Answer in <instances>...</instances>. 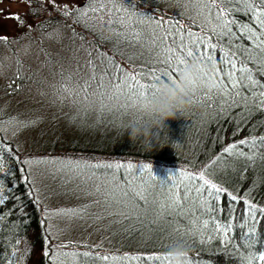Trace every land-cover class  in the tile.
Returning a JSON list of instances; mask_svg holds the SVG:
<instances>
[{"label": "trees", "instance_id": "trees-1", "mask_svg": "<svg viewBox=\"0 0 264 264\" xmlns=\"http://www.w3.org/2000/svg\"><path fill=\"white\" fill-rule=\"evenodd\" d=\"M15 1L27 3L29 17L47 14V26L58 28L57 35L70 34L81 51L87 48L100 53L99 73L103 71L104 79L96 76L97 69L95 76L91 74L90 59L76 74L66 72V81H59L55 92L66 93L75 75L97 106L105 107L111 100L116 107H124L106 119L92 117L89 125L81 119L85 130L58 132V120L68 109L49 103L50 116L45 115L50 122L39 128L37 136L54 129L55 135L47 138H57L59 145L52 146L57 150L42 153L59 155V168L71 177H76L73 170L83 162L101 182L119 189L124 186V196L104 197L99 188L96 198L84 201L87 209L81 226L87 224L88 212H97L102 225L98 232L86 226L75 236L54 232L56 223L49 222L48 204L43 201L46 195L35 185L27 165L40 152L18 148L15 135L23 130L15 117L18 103L7 97L0 104V264H156L147 258L162 255L177 239L188 241L194 264H246L244 257L249 252L264 247V213L257 212L254 222L248 211L249 203L264 208V106L258 103L259 89L242 88L241 96L246 99H241L234 92L221 97L214 95L216 89L209 92L197 87L190 92V104L159 125L158 118L141 107L150 94L140 85L152 84L167 69L169 57H173V66L179 57L202 59L208 71L201 78L210 76L217 84L220 78H213V73L230 70L221 58L228 60L233 55L238 67L248 68L253 79L264 84V0H82L71 8L63 0ZM50 29L41 31L51 50L71 39L55 45ZM198 39L203 43L194 45ZM189 49L209 52L215 65L200 55L188 57ZM105 58L112 63H105ZM51 59L30 62L38 69L43 64L52 66ZM24 61L17 69L18 80L33 89L37 84L41 93L53 95L51 85L37 81V72ZM114 72L125 74L126 84L134 87L129 95L112 90V83L122 87ZM59 75L56 71L47 81ZM21 121L23 126L31 123ZM130 125L151 127L153 135L133 139L128 134ZM200 174L226 192L218 199L209 196ZM187 176L190 183H186ZM218 224L231 225L227 236L217 231ZM252 227L256 243L250 249Z\"/></svg>", "mask_w": 264, "mask_h": 264}, {"label": "rangeland", "instance_id": "rangeland-1", "mask_svg": "<svg viewBox=\"0 0 264 264\" xmlns=\"http://www.w3.org/2000/svg\"><path fill=\"white\" fill-rule=\"evenodd\" d=\"M63 1H65V5L68 6V8H71L73 5L80 4L82 0ZM26 5V2L19 3L15 0H0V104L5 100H9L8 98L18 103L17 107L19 109L15 112V117L23 130L21 133L18 132L17 135H15L17 146L20 150L25 152H40L38 155L34 154L35 158L28 159L27 165L29 166L28 169L30 170L35 185L38 188H42V193L46 195L43 201L45 204H48L46 205L48 220L51 223H56V228L53 231L75 236L86 226L87 230L94 228V230L98 232V229H100L102 225L97 212H88L86 222L89 224V221H93V223L81 226V223L85 220L83 216L84 212L87 209L84 201L92 197L96 198L97 189L99 188L101 196L105 197L113 194L116 198H121L124 196L121 191L124 186H121L119 189L118 187H112L108 182H101L102 179L97 175H92L89 169L83 166V162H81L82 166H76L73 170V174H75L76 177H71L72 174L69 175L68 172H63L62 169L59 168L61 167L60 162L62 161L59 155L49 156L45 153L43 154L42 151L57 150L52 146L59 145L58 139L56 138V140L53 141V139L47 138L49 134L55 135V130L60 132V129L66 131V128H75L82 131L85 130V128L82 125L81 119H86L85 123L89 125L92 121V117L101 116L102 119H106L114 116L117 111H121L124 107H116V104H112L111 100L105 107L97 106L95 101L91 100L90 95L82 89L85 85L83 86L82 81L77 79L78 77L75 75L72 77V85L69 86V90L66 93H57L58 87H60L59 81H66L64 74L66 72L76 74L78 71L77 69L85 67L90 59L93 60L92 66L90 67L91 74L95 76L94 71L97 69L96 76H98L99 79H104L103 71L99 73V68L102 67H99L100 62H98L100 53L96 50L95 52L93 50L89 51L84 47L83 49L85 50L81 51L80 44L75 42L70 34L66 35L62 33L63 35H57V33L60 32L58 28L57 30H53L50 29L52 26H50V28L47 26L49 20L47 14L37 17L27 16L25 14ZM19 17H23V20L19 21ZM38 25H40V28H38ZM41 29H50L48 31L51 33L53 32V35L50 36H53L54 40H56L55 45L61 41V39H71L61 41L62 48L58 50L53 48V50H51L47 43L46 35H44ZM40 57L42 59L41 62L44 60L47 62L51 57L52 66L44 64V66H38V69H36V64H32L30 61L40 62ZM61 58L66 62L62 63ZM23 60L29 61L28 63L30 66H33V70L36 71L38 75L37 81H46L51 85L50 91L53 95L49 96L41 93L39 89H37L39 88L37 84L36 88L33 89L32 85L29 83L24 85L21 80H18L21 74L17 75V68ZM105 63H112V60L105 58ZM21 71L23 72V70ZM56 71H58L60 75L55 77L54 80H50L49 78L50 81H47L48 77L52 74L54 75ZM114 74L115 79H121L122 87L112 83V90L129 95L134 87L126 84V75L116 72H114ZM14 80L16 82H14ZM51 82L53 83L51 84ZM3 87L8 88L6 91L8 93L3 92ZM55 90L57 92H55ZM13 92L16 93L12 94ZM9 93H11L12 96L9 97L6 95ZM49 103L55 105L63 104L68 110L63 111L61 114L57 127L55 124V130L50 129V133L37 136L39 128H41L42 125L47 126L50 122L47 119L49 118L47 116H50L47 110L52 109ZM131 105H134L132 101ZM21 120H28L31 123L23 126ZM70 160L80 162V159L76 158H70ZM53 161L57 164H52L51 162ZM89 176L93 177L89 178ZM179 179L180 178L177 180L178 182L180 181ZM185 179L186 183H190V176H187ZM95 188L96 190H92ZM48 196H55L56 199L48 198ZM113 208H115V206ZM82 209L83 211L78 216L79 211ZM62 211H65V213ZM95 227H97V229Z\"/></svg>", "mask_w": 264, "mask_h": 264}, {"label": "snow or ice", "instance_id": "snow-or-ice-1", "mask_svg": "<svg viewBox=\"0 0 264 264\" xmlns=\"http://www.w3.org/2000/svg\"><path fill=\"white\" fill-rule=\"evenodd\" d=\"M221 15H223V10H221ZM162 23L163 21L160 22V24ZM189 35H193V34L189 33ZM198 43H203L202 39H198L197 41L193 42L194 45ZM211 47H215V46H211ZM194 54L200 55L207 63H211L213 64V66L215 65V60L209 52L197 51L194 53L192 49H189L187 51L188 57H192ZM172 59L173 57L168 58L167 69L161 75H156L154 77V82L152 84H149V85L141 84L140 85L141 89H147L148 93L154 96L156 93L155 85L159 83L160 80L178 81L179 80L178 70L184 66L187 60L182 57L176 58L177 62L175 66H173L171 63ZM235 61H236V57L234 55L231 56V59H228V60L221 58V62L226 63L230 70L228 71L216 70L213 73V78L217 76L220 78L219 82L217 83V88L214 91V95L223 97L224 95L229 94V92H234L237 97H241V99H246L245 97L241 96L242 88L245 91H247L248 88H252L253 91H255V89H259V92L257 93L258 103L261 106H264V84H261L259 81L253 79L251 71L248 68L238 67ZM136 75L137 74H134L132 76V79L135 80ZM226 79L228 83H225ZM245 82H247V84H245ZM137 83H139V81H137ZM196 89L197 87H194L193 89H191V92H195ZM261 140H264V137H262ZM241 143L243 144L246 142L241 141ZM232 147H235V146L233 145ZM225 151H228V149H225ZM109 167H112V165H109ZM117 167H122V165H117ZM143 167L149 168L148 165H144ZM169 175H176V173H170ZM199 178L203 181V186H207L205 188V191L208 192L209 196H213L215 199H218L221 193L226 192V189L218 187L216 184L211 183L209 180L205 179L203 174H200ZM197 191H199V189ZM231 199L235 201L237 197L232 196ZM0 203H2V200H0ZM248 211H249V215L251 219L255 222L257 218L256 213L257 212L264 213V208L258 209L256 205L249 203ZM230 228H231V225H220V224L216 225L217 231H222L225 236H227ZM249 232L251 233V236L248 239L247 246L251 249L256 243L255 228L254 227L250 228ZM187 235H190V233H188ZM208 239L211 240V237H209ZM176 242H182L185 244L186 247L188 245V241L186 239H177ZM217 242L219 243V241ZM166 247H169V246H166ZM103 259L107 260L108 257H103ZM147 259H150L156 262V264H171L170 259L167 256H164L161 254H154L148 257ZM244 260L246 261V264H253V261L264 262V247L257 248L255 251L249 252V255L244 257ZM187 264H194V258L188 257Z\"/></svg>", "mask_w": 264, "mask_h": 264}, {"label": "clouds", "instance_id": "clouds-1", "mask_svg": "<svg viewBox=\"0 0 264 264\" xmlns=\"http://www.w3.org/2000/svg\"><path fill=\"white\" fill-rule=\"evenodd\" d=\"M208 71L204 61L193 57L186 61L184 66L178 70V81L160 80L155 85V95L145 96L141 107L155 115L157 124L163 125L168 118L176 117L177 113L190 104V92L194 87H205L209 92L217 88L216 82L209 78L203 80L202 74ZM128 134L131 138L150 137L153 135L151 127L130 125ZM162 255L167 256L171 264H187L189 249L182 242L171 244Z\"/></svg>", "mask_w": 264, "mask_h": 264}, {"label": "bare ground", "instance_id": "bare-ground-1", "mask_svg": "<svg viewBox=\"0 0 264 264\" xmlns=\"http://www.w3.org/2000/svg\"><path fill=\"white\" fill-rule=\"evenodd\" d=\"M133 178V177H132ZM23 251V250H22ZM29 256V255H28ZM35 257V256H34ZM29 258V257H28ZM22 261V260H21ZM16 264V263H15ZM25 264H26V261H25Z\"/></svg>", "mask_w": 264, "mask_h": 264}]
</instances>
